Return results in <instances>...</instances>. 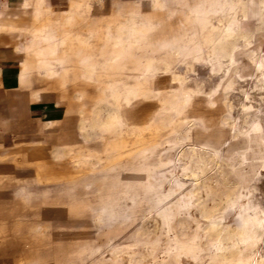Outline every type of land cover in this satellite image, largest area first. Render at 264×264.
I'll return each instance as SVG.
<instances>
[{
    "label": "rangeland",
    "instance_id": "rangeland-1",
    "mask_svg": "<svg viewBox=\"0 0 264 264\" xmlns=\"http://www.w3.org/2000/svg\"><path fill=\"white\" fill-rule=\"evenodd\" d=\"M44 1H0V264H264V3Z\"/></svg>",
    "mask_w": 264,
    "mask_h": 264
},
{
    "label": "bare ground",
    "instance_id": "bare-ground-1",
    "mask_svg": "<svg viewBox=\"0 0 264 264\" xmlns=\"http://www.w3.org/2000/svg\"><path fill=\"white\" fill-rule=\"evenodd\" d=\"M229 1H232V0H229ZM233 1H237V3H238V12H237V15H238V13H242L241 15H242V18L243 17H245L246 15H247V7H248V0H233ZM260 2H263L264 3V0H260ZM44 3L47 5V6H49L50 5V3H49V1H47V0H45L44 1ZM43 3V4H44ZM45 6V5H44ZM52 6V5H51ZM38 7V6H37ZM221 7H223V4L221 3ZM40 8V7H39ZM215 8V7H214ZM218 10V9H217ZM226 10V9H225ZM71 16V15H70ZM231 16V15H230ZM228 17V18H226L225 20H223V19H221V18H219L218 16H217V18L215 17V18H213L212 19V23H214V24H219V26L216 28L217 29V31H218V39H221L222 37H226V39L227 40H230L233 36H234V33L233 32H235V31H238V34H240L241 32H244L245 33V30H246V28H245V24L242 22V20L241 21H239V19L237 18V21L234 23V25H233V27L230 25V21L232 20V18L231 17ZM72 17V16H71ZM240 17V16H239ZM72 19V18H71ZM74 19V18H73ZM74 21H76L75 19H74ZM213 26V25H212ZM215 29V30H216ZM223 31H225V33L223 34ZM39 34V33H38ZM185 34V33H184ZM208 34V33H207ZM35 35V34H34ZM210 35V34H209ZM212 35V34H211ZM186 36V35H185ZM210 37V36H209ZM213 37V36H212ZM47 40V42L49 41L48 39H46ZM212 41V40H211ZM50 42V41H49ZM171 42V41H170ZM215 42V41H214ZM212 43L211 45H210V48H209V53H210V56L208 57V58H210V57H212V55L213 54H218L217 53V51H216V48H215V44L216 43ZM216 45H218V44H216ZM219 45H221V44H219ZM170 46H171V44H170ZM221 47L222 48H226L227 46H224V44L223 45H221ZM229 47V46H228ZM173 49V48H172ZM198 51H199V49H198ZM225 51L226 52H224V55L227 57H229V60L230 61H232V58H234L233 57V49L232 48H226L225 49ZM52 52V51H51ZM174 52H176L175 50H172L171 51V53L170 54H166L165 55V58H164V62H165V69H167L168 67L170 68V66H172L171 65V63L173 62H171V57L174 55ZM222 52V51H221ZM49 53H50V51H49ZM189 53V52H188ZM192 54V53H191ZM184 55H185V53H184ZM198 55V54H197ZM190 56V55H189ZM180 57V56H179ZM173 58H174V56H173ZM208 58H206V59H208ZM213 58V57H212ZM214 58H215V56H214ZM228 59V58H227ZM186 60V59H185ZM214 60H216V59H214ZM201 61H203V60H201ZM207 61V60H206ZM48 62V61H47ZM50 62V61H49ZM151 62V61H150ZM176 62V61H175ZM190 62V61H189ZM204 62V61H203ZM229 62V61H228ZM212 63V62H211ZM173 64V63H172ZM187 64V63H186ZM264 64V63H263ZM164 66V65H163ZM151 67V66H150ZM190 67V66H189ZM46 68V67H45ZM152 68V67H151ZM191 68V67H190ZM57 69V68H56ZM51 71H52V68L50 69ZM54 70V69H53ZM50 72V71H49ZM187 72V71H186ZM185 72V73H186ZM50 73H52V72H50ZM179 75H181V74H179L178 73V78H180V80L182 79ZM187 75V74H186ZM183 76V75H182ZM186 78V77H185ZM130 92H132V91H130ZM128 94H130V93H128ZM118 111V110H117ZM113 112V111H112ZM119 112V111H118ZM120 114H121V112H119ZM111 114V113H110ZM119 114V115H120ZM116 117V116H115ZM107 118V117H106ZM115 120V119H114ZM138 132V131H137ZM140 132V131H139ZM128 152V151H127ZM244 221V220H243ZM241 223V222H240ZM249 224V223H248ZM244 225V224H243ZM249 226V225H248ZM252 226V225H251ZM224 228V227H223ZM225 229V228H224ZM239 229V228H238ZM247 231H248V229H246ZM251 230V229H250ZM250 230H249V233H250ZM253 231V230H252ZM245 232V231H244ZM248 233V232H247ZM248 233V234H249ZM256 233V232H255ZM228 234V233H227ZM251 234V233H250ZM250 234H249V236H250ZM228 235H230V234H228ZM242 235V234H241ZM223 236V235H222ZM220 237V236H219ZM226 238V237H225ZM249 239V238H248ZM243 241V240H242ZM225 243V242H224ZM224 243H223V245H224ZM227 246V245H226ZM220 247V246H219ZM227 248V247H226ZM220 249V248H219ZM231 251V250H230ZM230 263V262H229Z\"/></svg>",
    "mask_w": 264,
    "mask_h": 264
},
{
    "label": "crops",
    "instance_id": "crops-1",
    "mask_svg": "<svg viewBox=\"0 0 264 264\" xmlns=\"http://www.w3.org/2000/svg\"><path fill=\"white\" fill-rule=\"evenodd\" d=\"M0 1H2V3L8 4L9 6L12 5V6H20L21 7L22 3L26 4L27 1H30V0H0ZM47 1H49V3H50V8L44 7L42 9V13H41V18L44 21L47 19H51V20L60 19L63 16L64 12L72 4H74V2L80 1V0H47ZM83 1L88 2V6L90 7L91 0H83ZM48 28L45 30L52 31V32H65V31H72L73 32L75 30L74 28H71L69 25H62V24L61 25L60 24H50V26ZM77 31L80 32V29L78 28ZM52 38H53V36H52ZM50 61H52L51 63H54L53 58L50 59ZM51 68H52V71L50 70ZM39 69L42 72L46 73L49 77L58 76L61 78V80H67L66 74L68 73V71L62 70L59 72V69L56 70L55 66H51L50 68H48V67L43 68L42 66H40ZM49 70L52 73H50ZM22 73H21V75H22ZM74 74H75L74 78L82 79V77L79 75V73H74ZM82 87L84 90L87 88V87H85V85H83Z\"/></svg>",
    "mask_w": 264,
    "mask_h": 264
}]
</instances>
